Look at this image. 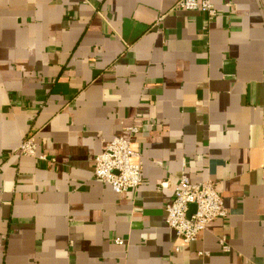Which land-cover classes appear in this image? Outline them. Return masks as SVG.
Segmentation results:
<instances>
[{
    "label": "crops",
    "instance_id": "crops-1",
    "mask_svg": "<svg viewBox=\"0 0 264 264\" xmlns=\"http://www.w3.org/2000/svg\"><path fill=\"white\" fill-rule=\"evenodd\" d=\"M177 1L0 0V264H264V0ZM116 136L143 159L124 193L93 173ZM184 173L229 210L189 243Z\"/></svg>",
    "mask_w": 264,
    "mask_h": 264
},
{
    "label": "built area",
    "instance_id": "built-area-1",
    "mask_svg": "<svg viewBox=\"0 0 264 264\" xmlns=\"http://www.w3.org/2000/svg\"><path fill=\"white\" fill-rule=\"evenodd\" d=\"M176 7L196 10L209 16L217 14L215 0H178ZM130 130L135 133L138 128L131 127ZM19 151L22 154H35L34 138H26L21 143ZM142 171V155L132 146L130 136H116L94 158V176L109 183L117 193L138 188L143 182ZM166 210L168 226L173 228L186 243L196 240L211 221L225 218L229 214L215 182L210 180L194 182L185 173L180 178L175 196L167 203ZM115 241L119 244L125 243V240L119 237ZM221 243L223 250H230L224 238L221 239Z\"/></svg>",
    "mask_w": 264,
    "mask_h": 264
}]
</instances>
